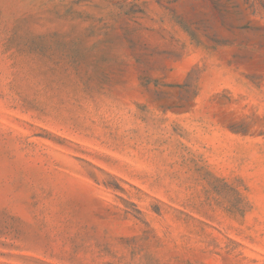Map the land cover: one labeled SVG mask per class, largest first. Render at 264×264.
<instances>
[{"label": "rangeland", "instance_id": "374dc122", "mask_svg": "<svg viewBox=\"0 0 264 264\" xmlns=\"http://www.w3.org/2000/svg\"><path fill=\"white\" fill-rule=\"evenodd\" d=\"M0 264H264V0H0Z\"/></svg>", "mask_w": 264, "mask_h": 264}]
</instances>
